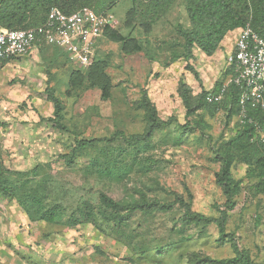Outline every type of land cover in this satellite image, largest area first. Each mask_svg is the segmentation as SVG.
<instances>
[{
    "label": "rangeland",
    "instance_id": "1",
    "mask_svg": "<svg viewBox=\"0 0 264 264\" xmlns=\"http://www.w3.org/2000/svg\"><path fill=\"white\" fill-rule=\"evenodd\" d=\"M130 6V0H119L105 14L109 27L136 39L141 50L126 53L120 43L102 36L93 48V57L105 62L110 78L106 100L96 87L66 93L70 71L78 67L66 61L61 47L37 46L9 61L12 67L0 68V78H5L0 85V158L10 171L37 167L36 174L25 177L11 174L16 195L0 196V264H189L193 256H233L232 244L218 240L214 224L182 226L179 204L166 211H135L120 225L100 206V193L119 202L138 200L141 194L161 203L181 196L192 211L217 216L216 206L224 196L214 179L218 162L213 147L235 128L236 120L227 123L223 111L206 117L205 134L183 132L180 127L185 109L176 91L178 81L189 85L194 95L201 86L211 89L227 64L225 46L210 56L193 49L190 63L198 73L195 77L183 58H174L181 52L180 32L189 27L183 0H175L147 34L138 25L124 24ZM228 41L226 36L224 42ZM47 86L64 104L65 129L49 121L53 105L47 100ZM15 88L26 89L24 101H11L21 93ZM143 92L161 119L173 120L133 151L126 140L144 129V112L136 106ZM79 139L102 140L71 163L65 162L62 155ZM245 170L240 163L232 169L243 183L226 232L251 260L264 263V194L253 192L254 180L245 178ZM55 203L61 205L58 222L39 218L41 209ZM85 204L94 224L67 226L71 212L77 206L85 209Z\"/></svg>",
    "mask_w": 264,
    "mask_h": 264
},
{
    "label": "trees",
    "instance_id": "2",
    "mask_svg": "<svg viewBox=\"0 0 264 264\" xmlns=\"http://www.w3.org/2000/svg\"><path fill=\"white\" fill-rule=\"evenodd\" d=\"M119 0H0V28L25 29L42 24L51 7L56 6L65 13L74 11L80 6H90L98 13H105L109 7ZM124 24L126 26L138 25L144 33H148L153 24L161 19L171 8L175 0H130ZM184 8L188 17L189 27L180 32L182 38L181 52L174 58H183L186 62L185 68L198 77V73L190 63L194 59L193 49L198 48L206 56L212 55L221 45L227 34L239 30L247 22L251 28L264 38V0H183ZM102 37L120 43V48L126 53L141 50L139 42L129 36L122 35L118 30L107 26ZM47 44H40L44 46ZM55 46V45H54ZM56 48H60L55 46ZM59 52V51H57ZM66 61L70 63L68 53L63 51ZM9 60L0 62V68ZM233 76V66L226 64L219 78L214 82L211 89L206 90L201 86L198 94L194 95L191 88L181 79L177 84V94L185 109V122L180 125L182 131L197 130L205 134L209 125L206 117H213L217 112L225 113L226 122L234 119V131L226 139L222 135L213 147L214 160L218 162V170L214 173L215 183L220 187L224 196L221 205L216 206L217 216L192 211L188 202L181 196L169 203H161L156 199H148L141 194L138 200L119 202L105 193H100L99 201L102 210L108 213L109 218L120 225L125 216L135 212L152 213L154 211H166L175 204L182 208L179 223L186 226L207 227L214 224L218 232L220 242L229 241L234 253L228 258L214 259L209 257H191L189 264H264L251 260L248 252L238 248L233 236L226 232V224L229 212L236 205L235 196L242 188L243 180L233 176L232 169L237 164L245 165V178L254 180L251 188L255 194H264V142L257 139L258 131H264V109L247 107L245 115L241 116L239 106L240 88L229 81L226 85L223 98L219 102H209L207 97L217 93L222 84ZM96 87L100 90L101 98L106 100L110 97L111 82L106 73V64L103 60L93 57L85 71L73 68L70 71L66 93L74 95L82 87ZM47 100L53 105V115L49 118L55 126L65 129L62 121L64 119V104L55 95L52 88L46 87ZM137 108L144 112L145 126L140 134L131 135L127 138V145L133 151L138 143H146L153 133L171 123L170 116L166 120L157 115L154 103L149 99L146 92L136 101ZM102 139H79L68 153L62 155L65 162L71 163L79 155L85 154L90 147L95 148L97 141ZM98 151V150H97ZM104 153L106 150L103 151ZM37 167L27 171H10L0 158V196L14 198L16 195L15 185L11 174L25 177L31 173L36 174ZM37 193V192H36ZM187 199L191 195L187 193ZM37 200V198H35ZM23 206L25 203L22 202ZM85 210L79 206L71 212L66 220V225L73 227L78 223L91 222L93 217L89 212L88 204ZM60 204H53L49 209H41L39 218L48 222L60 220ZM85 210V211H84ZM28 217L29 213L26 211Z\"/></svg>",
    "mask_w": 264,
    "mask_h": 264
},
{
    "label": "built area",
    "instance_id": "3",
    "mask_svg": "<svg viewBox=\"0 0 264 264\" xmlns=\"http://www.w3.org/2000/svg\"><path fill=\"white\" fill-rule=\"evenodd\" d=\"M107 26L110 21L106 14L90 6H80L69 13L53 6L40 25L25 29L0 28V62L25 56L38 45L47 44L61 47L76 67H86L92 61L97 39ZM226 63L233 66V76L207 100L219 102L231 81L240 88L241 116L248 106L264 109V38L249 22L239 29L234 48L226 55ZM256 137L264 142V131H258Z\"/></svg>",
    "mask_w": 264,
    "mask_h": 264
},
{
    "label": "crops",
    "instance_id": "4",
    "mask_svg": "<svg viewBox=\"0 0 264 264\" xmlns=\"http://www.w3.org/2000/svg\"><path fill=\"white\" fill-rule=\"evenodd\" d=\"M236 32H238L237 30H235V31H233V32H231V33H229V34H227L226 36L228 37V44H226L225 42H224V39L222 40V42H221V45H220V47L216 50V51H218V50H221L222 48H224V46H225V54L226 55H228L230 52H231V50H232V48H233V45H234V42H235V39H236ZM224 44H226V45H224ZM32 52V51H31ZM30 52V53H31ZM225 55V56H226ZM20 57H22V56H20ZM20 57H16V58H13V59H11V60H14V59H17V58H20ZM11 60H9V61H11ZM7 62L5 65H7V64H10L9 66H13V63H11V62ZM4 65V66H5ZM2 81H5V78H0V85L3 83ZM15 90L16 91H21V93L17 96V97H15L14 99H12L11 101H24L25 100V96L28 94L27 93V91H26V89H23V90H19L18 88H15ZM26 94V95H25Z\"/></svg>",
    "mask_w": 264,
    "mask_h": 264
}]
</instances>
